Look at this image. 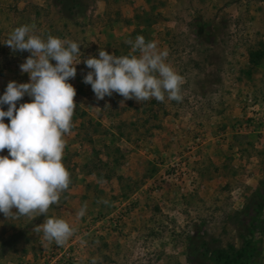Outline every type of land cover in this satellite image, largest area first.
I'll return each instance as SVG.
<instances>
[{
  "label": "rangeland",
  "instance_id": "obj_1",
  "mask_svg": "<svg viewBox=\"0 0 264 264\" xmlns=\"http://www.w3.org/2000/svg\"><path fill=\"white\" fill-rule=\"evenodd\" d=\"M85 4L0 0V73L29 55L4 44L21 25L77 42L78 60L126 55L143 35L184 77L183 101H97L77 64L70 134L85 151L66 142L71 184L47 214L75 235L46 244L43 215L0 213V264H264V0Z\"/></svg>",
  "mask_w": 264,
  "mask_h": 264
},
{
  "label": "clouds",
  "instance_id": "obj_2",
  "mask_svg": "<svg viewBox=\"0 0 264 264\" xmlns=\"http://www.w3.org/2000/svg\"><path fill=\"white\" fill-rule=\"evenodd\" d=\"M126 43L131 48L126 55L99 48L98 58L89 55L78 60L81 46L77 42L37 34L34 24L15 27L4 43L13 53H29L19 65L29 82L9 81L0 95V152H8L0 155V213L6 219L43 215V223L34 231L42 233L46 244L63 246L75 235L66 220L47 214L71 184L62 158L66 147L63 137L73 127L77 107L76 89L68 82L76 77V65L83 62L90 69L83 82L91 85L97 101L113 93L123 97V104L153 98L158 102L183 101L184 77L167 63L168 52L143 35ZM25 95L31 102L17 107ZM86 207L79 209L78 217L85 216ZM92 264H96L95 259Z\"/></svg>",
  "mask_w": 264,
  "mask_h": 264
},
{
  "label": "crops",
  "instance_id": "obj_3",
  "mask_svg": "<svg viewBox=\"0 0 264 264\" xmlns=\"http://www.w3.org/2000/svg\"><path fill=\"white\" fill-rule=\"evenodd\" d=\"M5 23L0 21V26H4ZM21 63H16L15 65L9 66L6 69H3L0 73V91H5L6 86L9 81H16L17 83H27L29 82V76L26 73H22L21 69L19 67ZM24 102H31V99L25 95L21 101L18 102L17 107L19 106V103ZM75 132L74 130H71L70 133ZM66 134L63 138L66 142H69L70 145L75 146L74 147V154L79 159L80 162L83 157V151H85V144L82 142V140L78 139L76 135ZM73 134V133H72ZM0 155H8L7 150H4L3 152H0Z\"/></svg>",
  "mask_w": 264,
  "mask_h": 264
},
{
  "label": "trees",
  "instance_id": "obj_4",
  "mask_svg": "<svg viewBox=\"0 0 264 264\" xmlns=\"http://www.w3.org/2000/svg\"><path fill=\"white\" fill-rule=\"evenodd\" d=\"M58 3L66 9L68 14H70L84 6L85 0H58ZM90 4L91 2H88L85 5L89 6Z\"/></svg>",
  "mask_w": 264,
  "mask_h": 264
},
{
  "label": "built area",
  "instance_id": "obj_5",
  "mask_svg": "<svg viewBox=\"0 0 264 264\" xmlns=\"http://www.w3.org/2000/svg\"><path fill=\"white\" fill-rule=\"evenodd\" d=\"M172 166H173V164H172V163H170V167H172ZM170 170H173V169H171V168H170ZM174 170H175V168H174ZM174 170H173V171H174ZM175 171H176V170H175ZM170 172H171V171H170Z\"/></svg>",
  "mask_w": 264,
  "mask_h": 264
}]
</instances>
